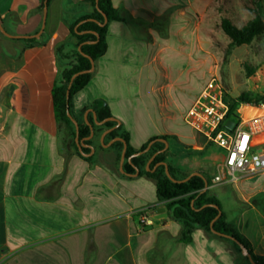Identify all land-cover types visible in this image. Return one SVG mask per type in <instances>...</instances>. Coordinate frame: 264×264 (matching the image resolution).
I'll return each instance as SVG.
<instances>
[{"label": "crops", "instance_id": "0c3cea01", "mask_svg": "<svg viewBox=\"0 0 264 264\" xmlns=\"http://www.w3.org/2000/svg\"><path fill=\"white\" fill-rule=\"evenodd\" d=\"M197 1L188 0V11ZM41 3L0 0V22L11 35L34 36L43 24ZM112 3L123 20L110 22L108 50L95 62L90 83L74 96L72 110L87 122L89 114L94 117L93 102L104 100L139 150L160 135L151 104L131 106L125 116L110 79L135 77L129 65L137 53L130 39L143 31L147 49L158 48L159 20L167 31L169 19L156 0ZM93 10L87 0H51L44 32L36 38L42 44L31 48L21 41L27 38L0 31V264H232L223 241L202 229L195 230L191 243L180 241L183 226L159 201L156 182L126 175L118 151L103 145L105 132L97 140L103 149L91 145L95 157L90 162L58 131L52 89L73 61L62 59L58 48L73 53L77 40L70 26ZM154 60L157 54H150L145 64ZM145 68L139 79L156 78L153 69ZM242 234L255 254L264 255V231Z\"/></svg>", "mask_w": 264, "mask_h": 264}, {"label": "rangeland", "instance_id": "374dc122", "mask_svg": "<svg viewBox=\"0 0 264 264\" xmlns=\"http://www.w3.org/2000/svg\"><path fill=\"white\" fill-rule=\"evenodd\" d=\"M156 1L155 6L165 9V18L169 19L167 31L160 18V45L153 50L147 49V40H144L147 35L143 31L136 32L137 39H130L131 50L137 53L134 55L137 61L129 65L135 68V77L127 74L126 78L110 79L120 98V108L125 116H130L131 106L151 104L152 122L157 126L158 136L169 137V157L179 173L204 174L210 181L209 195L223 204L228 221L244 234L257 235L264 231V171L238 175L230 182H214L223 152L190 128L185 118L199 94L212 81L223 86L232 99L241 95H264V34L250 45L230 46L231 39L222 31L220 23L222 17H228L241 27L237 23L234 0H200L190 11L188 0ZM244 5L264 19V0H244ZM166 44L170 48L165 49ZM150 54H157L158 60L145 64ZM146 66L155 71L156 78L139 79L140 73L146 72ZM148 130L138 137L143 138ZM61 136L67 138V144L71 140L66 129ZM221 240L232 264H247L244 255L237 253L230 241Z\"/></svg>", "mask_w": 264, "mask_h": 264}, {"label": "trees", "instance_id": "16d2710c", "mask_svg": "<svg viewBox=\"0 0 264 264\" xmlns=\"http://www.w3.org/2000/svg\"><path fill=\"white\" fill-rule=\"evenodd\" d=\"M50 1L51 0L48 1V4ZM87 1L92 4L94 10L92 13L81 17L70 26V33L77 40L76 49L73 53L71 55L65 54L64 46L58 48V53L62 59L73 58V61L65 68L60 81H58L52 89V100L58 131L62 132L63 129L69 131L71 140L68 144L70 148L81 157H83V154H90L91 149L90 147H84L82 148V152H80L75 141L76 127L70 119L68 111L78 120L74 116L72 110V101L74 96L90 83L93 73L81 74L74 80L70 87L69 100H67V90L72 77L76 73L91 69L92 61L96 62L106 54L108 50L107 37L110 22L123 20L119 10L114 7L112 0H98V3L96 0ZM96 5H98L99 9L96 8ZM39 9H44V0H42ZM105 17L108 19V22L102 25L105 21ZM81 22L83 23L80 24ZM220 28L231 39V47L250 45L256 38L264 34V19L256 15L251 22L240 28L229 18L222 17ZM21 41H23L28 48L42 44L40 39L36 38L21 39ZM80 45H82V52L88 57L83 56L79 52L78 48ZM240 103L260 105L264 103V95H257L256 97L241 95L237 99H232L229 96L230 112L228 116L234 114ZM91 108L95 112L96 121L98 122L113 118L110 107L104 100L94 101ZM87 120L94 127L95 136L90 140H86L91 135L90 125H88L86 121L78 120L79 140H84V144L90 146L97 145L98 138L104 132L113 129L118 124L117 120H110L102 125H96L92 114L88 115ZM118 137L122 138L127 144L125 162L123 164L124 173L133 176L136 175L137 170H139V176H148L156 182L159 201L166 203V208L173 219L183 226V232L180 238L182 243H191L195 230L201 228L214 237L230 241L235 246L237 253L242 254L240 246L235 241L212 233V222L221 211L222 214L213 224V229L236 239L248 249L256 264H264V255H257L254 253L252 244L247 237L244 236L234 224L228 221L219 199L210 196L208 189L205 190L206 187H209L210 181L204 174L203 176L206 181L203 177L193 176L183 183L173 182L167 176L165 166L160 163H166L168 165L171 176L177 181H182L189 175L179 173L177 165L169 157L170 150L161 152L165 148V143L160 141H156L148 152L135 156L139 152L144 151L154 140L165 139L168 142V136L153 137L137 150L131 145L130 133L121 125L106 135L105 144ZM98 147L103 149V146L99 143ZM110 148L118 151V161H120L124 144L121 141H116ZM156 153L158 154L151 162L149 170H147L148 162ZM94 157V155H90L83 158L92 162ZM131 157L133 158L129 161ZM210 205H215L218 208ZM243 258H245L247 264H251L247 257L243 256Z\"/></svg>", "mask_w": 264, "mask_h": 264}, {"label": "built area", "instance_id": "2783aa9c", "mask_svg": "<svg viewBox=\"0 0 264 264\" xmlns=\"http://www.w3.org/2000/svg\"><path fill=\"white\" fill-rule=\"evenodd\" d=\"M229 95L212 81L189 108L185 122L222 152L216 183L230 182L238 175L264 171V103H240L233 115ZM232 127H228V123ZM263 140L257 143V140Z\"/></svg>", "mask_w": 264, "mask_h": 264}, {"label": "water", "instance_id": "95a60500", "mask_svg": "<svg viewBox=\"0 0 264 264\" xmlns=\"http://www.w3.org/2000/svg\"><path fill=\"white\" fill-rule=\"evenodd\" d=\"M48 1H49V0H44L43 24H42V28H41V30H40L36 35H34V36H14V35H11V34H9V33L5 30V28L3 27V25H2L1 22H0V31H1V33L4 34L5 36L9 37V38H18V39H20V38H33V37H35V38H39V37L42 35V33L44 32V29H45V26H46V19H47V15H48ZM96 1H97V3H98V0H96ZM96 8L99 9L98 5H96ZM107 22H108V19L105 17V21H104V23H103L102 25L106 24ZM82 23H83V22H81L80 24H82ZM78 50H79V52H80L83 56L88 57L85 53L82 52V45L79 46ZM94 68H95V62L92 61V67H91V69L86 70V71H82V72H78V73H76V74L72 77V79H71V81H70V84H69V87H68V90H67V100H69L70 87H71V85L73 84L74 80H75L79 75H81V74H84V73H93ZM93 113H94V112H93ZM87 114H88V113H87ZM68 115H69L70 119L72 120V122L74 123V125H75V127H76V138H75V141H76V144L78 145V148H79L80 152H82V148H84V147H90V148H91V153H90V154H83V155H84L85 157H88V156L92 155V153H93V151H94V149L92 148V146L84 144V140H82V141L79 140V123H78V121H77V120L71 115V113H70L69 111H68ZM94 117H95V120H96V114H95V113H94ZM110 120H116V119H115V118H109V119H106V120H104V121H102V122H98V121H96V124H97V125H102V124H104L106 121H110ZM117 122H118V121H117ZM87 124L90 125L91 135H90L86 140H90V139H92L93 136H94V127H93L88 121H87ZM119 126H120V123L118 122V124H117L113 129H110V130H108L107 132H105L104 135H103V137H102V142H103L104 147H109L110 145H112V144H113L114 142H116V141H121V142L124 144V148H123V152H122V156H121V162H120L121 167H123V164H124V162H125L126 149H127V144H126V142H125L122 138H119V137H118V138L113 139L110 143H108V144H104V138H105V135H106L107 133H109L110 131H112V130L118 128ZM228 127H232V123H231V122L228 123ZM156 141H160V142L165 143V148H164V150L161 151V152H165L166 149L168 148V142H167L165 139H157V140L152 141L144 151L139 152V153L136 154L135 156H139V155H141V154H143V153L148 152V151L150 150L151 146H152ZM157 154H158V153H156V154L150 159V161L148 162V164H147V170H149V166H150L151 162L154 160V158L156 157ZM132 158H133V157L129 158V161H131ZM160 164H162V165L165 166V168H166V174H167V176H168L173 182H176V183H183V182L188 181V180H189L191 177H193V176H200V177H203V178L205 179V177L203 176V174H201V173H199V172H195V173H192L191 175H189L186 179H184V180H182V181H177V180H175V179L171 176L170 171H169V168H168V165H167L166 163H160ZM160 164H159V165H160ZM138 173H139V170H137V175H138ZM205 181H206V179H205ZM206 183H207V182H206ZM206 189H207V187L205 188V190H206ZM210 206H213V207L218 208V207L215 206V205H210ZM158 212H164V209H161V211H158ZM221 214H222V212L220 211L219 214H218V216H217V217L213 220V222H212V225H211L212 233H214V234H216V235H218V236L225 237V238H228V239H231V240L235 241V242L240 246L241 251H242V254H243L244 256H246V257L249 259L250 263H251V264H256V263L254 262L253 258H252V255L249 253L248 249H247L243 244H241L240 242H238V241H237L236 239H234L233 237L228 236V235H225V234H222V233H219V232H217V231H215V230L213 229V224L216 222V220H218V218L221 216Z\"/></svg>", "mask_w": 264, "mask_h": 264}, {"label": "clouds", "instance_id": "9594fccd", "mask_svg": "<svg viewBox=\"0 0 264 264\" xmlns=\"http://www.w3.org/2000/svg\"><path fill=\"white\" fill-rule=\"evenodd\" d=\"M235 11L237 16V23L246 26L255 17V12L249 8L245 7L244 0H234Z\"/></svg>", "mask_w": 264, "mask_h": 264}, {"label": "bare ground", "instance_id": "6f19581e", "mask_svg": "<svg viewBox=\"0 0 264 264\" xmlns=\"http://www.w3.org/2000/svg\"><path fill=\"white\" fill-rule=\"evenodd\" d=\"M262 141H263V140H261V139H258V140H257V143H260V142H262Z\"/></svg>", "mask_w": 264, "mask_h": 264}]
</instances>
